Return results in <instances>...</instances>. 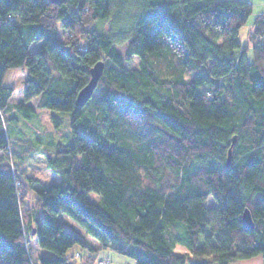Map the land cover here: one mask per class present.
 <instances>
[{
    "label": "trees",
    "instance_id": "1",
    "mask_svg": "<svg viewBox=\"0 0 264 264\" xmlns=\"http://www.w3.org/2000/svg\"><path fill=\"white\" fill-rule=\"evenodd\" d=\"M252 12L248 0H0V264H76L67 255L76 244L110 247L135 264L259 254L264 264V14L249 32L252 62L240 41ZM136 55L138 66L128 65ZM99 60L97 87L78 105ZM24 66L23 114L35 112L34 98L71 114L72 141L40 149L55 182L21 171L32 147L11 148L15 88L4 79ZM29 189L36 199L27 205ZM246 208L253 229L243 224ZM30 237L55 256L35 258ZM178 242L186 253L175 252Z\"/></svg>",
    "mask_w": 264,
    "mask_h": 264
},
{
    "label": "rangeland",
    "instance_id": "2",
    "mask_svg": "<svg viewBox=\"0 0 264 264\" xmlns=\"http://www.w3.org/2000/svg\"><path fill=\"white\" fill-rule=\"evenodd\" d=\"M248 1L253 4V12L249 16L245 26L241 28L240 41L244 46L247 45L249 47L247 50V58L249 62H252V47L255 44V39L250 38L249 32L253 27L256 17L260 14H264V0ZM103 28L107 31L109 25L105 24ZM58 36L62 40L67 36L66 31L61 26L58 28ZM38 45L39 43L35 42L32 45V49H36ZM119 48L122 51H125L126 45H120ZM138 62L139 57L136 55L128 65L138 66ZM24 73L27 74L26 66L12 68L7 72L4 79L5 85H11L15 88L12 102L6 110L7 119H10L11 117H16L18 119L16 125L8 121V135L11 138V148L16 154L20 155L27 150V148L32 147V152H29L23 163L20 164L21 171L26 176L37 178L44 183L55 182L59 179V176L47 166L48 152L40 151V149H48L52 146L53 142L61 141L64 143H70L72 141L71 114L64 111L40 107L38 105V99H33L31 104L34 107L35 112L31 113L29 117L25 116L23 111L17 107V104L20 101H23V88L26 82L23 78ZM53 115L60 118L59 124L55 123ZM19 138H24L26 142H20L18 140ZM89 197L96 203H101L102 201L101 195L96 192H91ZM35 199V191L29 189L25 203L30 205ZM214 205L215 202L211 197L207 202V206L210 207ZM59 219L64 221L68 228L76 229L82 234L85 233L84 227L71 216L60 214ZM202 238L203 236L201 235L199 242H202ZM30 248L31 253L35 258H38L39 256H55L52 251L41 248L37 239L34 237H30ZM187 251V247L182 243L178 242L176 244L175 252L177 254H183ZM67 255H76V264H85L87 259L91 257L96 258V260H93V264H135V259L132 256L115 251L110 247L91 251L88 247L76 244L68 250ZM229 264H263V256L259 254L251 258L236 260Z\"/></svg>",
    "mask_w": 264,
    "mask_h": 264
},
{
    "label": "water",
    "instance_id": "3",
    "mask_svg": "<svg viewBox=\"0 0 264 264\" xmlns=\"http://www.w3.org/2000/svg\"><path fill=\"white\" fill-rule=\"evenodd\" d=\"M50 2L53 3H58V2H62L64 0H49ZM104 67H105V63L103 60H99L98 62L95 63V65L90 69V80L88 81V83L86 85H84L78 92L76 95V99L75 102L78 105H84L93 95L98 81L101 78L103 71H104ZM236 141V136L233 137V142ZM231 159H232V147L229 148L228 151V157H227V164L229 165L231 163ZM242 221L243 224L245 225V227L249 228V229H253L255 226V222L253 220L252 217V213L250 211V209L246 208L243 212V216H242ZM33 233H35V231H33Z\"/></svg>",
    "mask_w": 264,
    "mask_h": 264
},
{
    "label": "crops",
    "instance_id": "4",
    "mask_svg": "<svg viewBox=\"0 0 264 264\" xmlns=\"http://www.w3.org/2000/svg\"><path fill=\"white\" fill-rule=\"evenodd\" d=\"M23 78H24L25 81H26V78H27V74H26V73H24ZM12 98H13V97H12ZM12 98H11L10 102H12ZM34 99H38V98H34ZM32 100H33V99H32ZM32 100H30L28 103L31 104ZM38 101H39V99H38ZM20 102H23V101H20ZM18 140H19L20 142H24V141H26L24 138H19Z\"/></svg>",
    "mask_w": 264,
    "mask_h": 264
},
{
    "label": "built area",
    "instance_id": "5",
    "mask_svg": "<svg viewBox=\"0 0 264 264\" xmlns=\"http://www.w3.org/2000/svg\"><path fill=\"white\" fill-rule=\"evenodd\" d=\"M16 185L17 186L20 185V181L19 180L16 181Z\"/></svg>",
    "mask_w": 264,
    "mask_h": 264
}]
</instances>
